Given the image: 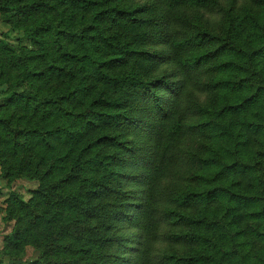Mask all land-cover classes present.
I'll return each instance as SVG.
<instances>
[{"label":"trees","instance_id":"trees-1","mask_svg":"<svg viewBox=\"0 0 264 264\" xmlns=\"http://www.w3.org/2000/svg\"><path fill=\"white\" fill-rule=\"evenodd\" d=\"M0 26V264H264V0H0Z\"/></svg>","mask_w":264,"mask_h":264},{"label":"rangeland","instance_id":"rangeland-1","mask_svg":"<svg viewBox=\"0 0 264 264\" xmlns=\"http://www.w3.org/2000/svg\"><path fill=\"white\" fill-rule=\"evenodd\" d=\"M1 29H5V28H0V30ZM10 36H11V40H16V36H18V32L16 30L11 31ZM35 183L36 182L33 183V182H27L25 180H20L13 184V189L21 192L28 199L30 197V189L34 188ZM8 190L9 188H7L5 182H3L0 178V191H2V193L0 192V198H2L3 194L7 192ZM10 228L11 227L8 226L2 220V217L0 215V239Z\"/></svg>","mask_w":264,"mask_h":264}]
</instances>
